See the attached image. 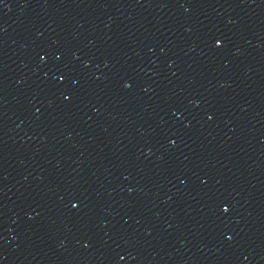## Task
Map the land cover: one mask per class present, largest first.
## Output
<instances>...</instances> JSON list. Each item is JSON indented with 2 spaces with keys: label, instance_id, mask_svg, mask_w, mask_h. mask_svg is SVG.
<instances>
[{
  "label": "water",
  "instance_id": "95a60500",
  "mask_svg": "<svg viewBox=\"0 0 264 264\" xmlns=\"http://www.w3.org/2000/svg\"><path fill=\"white\" fill-rule=\"evenodd\" d=\"M0 264H264V0H0Z\"/></svg>",
  "mask_w": 264,
  "mask_h": 264
}]
</instances>
